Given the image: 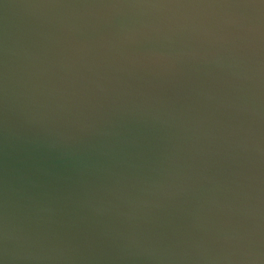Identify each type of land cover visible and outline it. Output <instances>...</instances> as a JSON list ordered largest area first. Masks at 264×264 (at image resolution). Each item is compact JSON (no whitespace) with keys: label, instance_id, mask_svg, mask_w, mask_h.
<instances>
[{"label":"water","instance_id":"95a60500","mask_svg":"<svg viewBox=\"0 0 264 264\" xmlns=\"http://www.w3.org/2000/svg\"><path fill=\"white\" fill-rule=\"evenodd\" d=\"M0 264H264V0H0Z\"/></svg>","mask_w":264,"mask_h":264},{"label":"rangeland","instance_id":"374dc122","mask_svg":"<svg viewBox=\"0 0 264 264\" xmlns=\"http://www.w3.org/2000/svg\"><path fill=\"white\" fill-rule=\"evenodd\" d=\"M39 49L43 51L44 55H42V56H44V57L48 60V62H49V60H50L52 57L49 56L48 54L54 53L53 50H52L50 47H44V48H39ZM26 50L28 51L29 54H32V55H34V56L41 55V54H39V53L37 52V48H35L33 45L28 46V47L26 48ZM19 56H23V53L21 52V53L19 54ZM19 63H20V62H19ZM47 64H48V63H47ZM49 64L51 65V63H49ZM51 66H52V65H51ZM49 67H50V66H49Z\"/></svg>","mask_w":264,"mask_h":264}]
</instances>
